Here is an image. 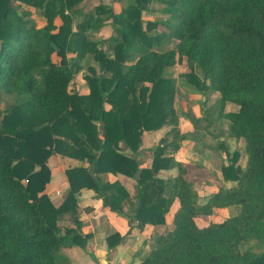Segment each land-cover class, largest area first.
<instances>
[{
    "label": "trees",
    "instance_id": "16d2710c",
    "mask_svg": "<svg viewBox=\"0 0 264 264\" xmlns=\"http://www.w3.org/2000/svg\"><path fill=\"white\" fill-rule=\"evenodd\" d=\"M82 1L0 0V93L17 96L7 113L0 110V264H72L63 249L85 247L88 239L76 193L93 189L108 210L123 213L129 191L99 175L139 171L131 222L165 224L170 206L180 203L173 228L156 237L140 264H264V252L241 248L264 237V0H165L166 17L147 22L150 0H132L120 13L106 4L84 12ZM33 7L43 26L31 16ZM106 24L113 28L108 39L89 38ZM166 43L174 45L166 49ZM88 56L100 63L85 75L90 93L71 92ZM182 58L188 69L181 76L194 89L220 94L218 117L229 121L230 137L245 140L247 154L245 168L236 152L222 167L236 185L202 201L189 166L167 155L186 137L175 108L177 80L167 76ZM230 102L239 109L227 110ZM163 126L171 130L153 149L152 166L141 167L136 153L144 132ZM56 153L89 162L67 169L70 191L59 206L46 192ZM175 167L177 176L159 177ZM227 207L239 211L200 225L201 217ZM66 214L77 228L61 232ZM113 238L121 240L110 236V247Z\"/></svg>",
    "mask_w": 264,
    "mask_h": 264
},
{
    "label": "crops",
    "instance_id": "0c3cea01",
    "mask_svg": "<svg viewBox=\"0 0 264 264\" xmlns=\"http://www.w3.org/2000/svg\"><path fill=\"white\" fill-rule=\"evenodd\" d=\"M86 2L87 0L82 5H85ZM109 4H111L116 13H120L127 3L118 0L117 3L109 2ZM88 11L84 9V12ZM146 15L143 13V18ZM144 19L148 20L150 18L146 17ZM56 24L60 26L62 19L57 18ZM106 31H108V34H102L106 33ZM112 32V26L106 24L99 31H93L91 34L95 35L96 40H106L113 34ZM105 44L104 42V47H106ZM173 45V43H166L165 47L168 49L172 48ZM57 56L54 55V60L59 62V56L58 58ZM68 56L75 57L76 53H71V55L68 53ZM87 62H83L84 65L81 64L83 65L81 70L70 83L69 90L71 92H78L81 95H88L90 93V87L85 78L90 66ZM131 63L127 62V64ZM186 63V58H182L181 62L167 69V76L177 80L175 108L180 114L179 128L182 134L186 136L181 141L179 149L176 151L170 150L167 155L173 156L176 161H182L189 166L188 179L195 182L197 187L199 186L200 189H197L199 199L202 201L221 187L230 188L236 185V182L224 178L222 167L232 163L230 158L232 157V153L235 152L234 147H236L233 143L237 139L229 136V121L219 118L218 111L216 112L214 108L218 103L219 96L212 90L205 94L200 93L185 78L180 76L182 74L181 71L186 72L182 67ZM93 66L99 67L96 64H93ZM235 107L229 103L227 104V110L229 111H237L239 109V106ZM104 108L110 110L112 105L105 102ZM170 130V126H163L157 130L144 132L142 146L138 153H136L137 158L142 163L141 167L152 166L153 151L151 148L157 146ZM209 136L212 139L208 141L206 138ZM240 140L244 139L241 138ZM122 146L125 153L129 155L133 154L123 143ZM243 147L245 150V144ZM227 155H230V158ZM210 160H212V163ZM48 163L51 168L52 184H48L46 192L53 202L59 206L70 191L69 178L66 173L67 169L80 166L88 167L89 162L56 153L50 157ZM245 167L246 165L243 168ZM177 174L178 170L176 167L162 169L159 177L166 180L177 176ZM205 174L207 178H204ZM99 176L103 183L119 180L127 188L130 197L129 200L123 202L124 211L123 213H118L108 210L104 206L103 200L97 196L93 189H81V191L76 193L78 216L81 222L80 231L84 236L88 235V239L85 247L81 245L69 246L65 247L63 252L70 258L72 264H140L146 251L152 247V237L155 235L156 228L153 225L139 228L136 223L130 222V217L134 211L133 204L136 201L135 196L138 188L136 179L138 174H136V177H130L122 173L114 174L108 172L102 173ZM179 206L178 200L172 204L170 210L171 221H173L174 214L177 212ZM229 208L234 207L217 208L215 212ZM58 226L61 232L65 231L66 228H77L71 214H66L59 221ZM116 233L120 234L121 240L118 241V239L113 238L112 243L114 246L110 247L108 238Z\"/></svg>",
    "mask_w": 264,
    "mask_h": 264
},
{
    "label": "rangeland",
    "instance_id": "374dc122",
    "mask_svg": "<svg viewBox=\"0 0 264 264\" xmlns=\"http://www.w3.org/2000/svg\"><path fill=\"white\" fill-rule=\"evenodd\" d=\"M84 1L85 0L82 1L81 5L83 4ZM119 1L124 2V3L126 2L127 4H129L132 0H119ZM164 1L165 0H150V4H149L148 9L144 10V12H143L144 14H147L146 17L150 18L148 20L159 21V20H162V19H164L166 17V15L164 14V11H163L164 7H165ZM104 2L108 3L106 5L111 6V4H109V2L117 3L118 0H87L85 5H82V6L85 7L84 8L85 10L91 11V10H94L97 6H100L101 4H105ZM29 10L31 12V16L35 19V21L37 22V25L39 27L43 26L46 23L45 18L43 16H41L39 11H37L34 7L33 8H29ZM146 17H144V18H146ZM144 18H143V20L145 22H147L148 20H145ZM99 30L100 29L95 30V31H99ZM92 32L93 31H91L89 33V38L92 39V40H94V39L96 40L97 38L95 37L94 34H91ZM107 32L108 31H106V33H102V34H108ZM98 34L100 35V33H98ZM164 48H166L165 45H164ZM68 53H69V55H71V53H73V52H68ZM88 57H87L88 59L83 60L81 62V64L84 65V63H86V61H88L87 62V63H89L88 65L96 64V65L99 66L98 68L100 70V63L94 57H91V56H88ZM57 58H58V56H57ZM58 61L60 62V57L58 58ZM83 65H81V66H83ZM182 67L184 68V70L187 71L188 68H187L186 65H183ZM181 72L185 73L184 71H181ZM213 92L216 93L218 96H220V94L218 92H215V91H213ZM15 103H17V96L16 95L0 93V110L3 111V113H7V111L10 110L12 108V106L15 105ZM229 104H231V106H236L235 108L238 107L237 104H235V103H231L230 102ZM218 107H219V104L217 103L214 106L216 112L218 111ZM2 116H3V114L0 116V118H2ZM222 129L224 130V128H222ZM206 139L209 141L212 138L209 136ZM233 144H234V146H236V147H234L235 148V152L238 153V156H237L238 163H239L238 165L243 168L246 165V161H247V154H246V152L244 150V147H243L245 142H244V140L237 139ZM155 147L156 146L152 147L151 150L153 151V149ZM235 152L232 153V156H234ZM227 156H228V158H230V155H227ZM210 162L212 163V160H210ZM139 172L137 174H139ZM204 178H207L206 174H205ZM48 184L51 185L52 184V180H50V182ZM48 184H47V186H48ZM197 188L200 189L199 186ZM171 207H172V205L170 206V209H169V211L166 214V223L165 224H161V225H153L156 228L155 235L152 237V243L153 244H151L152 247L146 251V254L143 256V258L145 256H147L150 253V251L154 248L156 237L158 235H160L162 233H165L168 230L173 228V221H171L172 216L170 215ZM238 211H239V207L229 208V209H225V210H219V211L214 212L212 215L201 217L203 220H201L199 223H200V225H206V224L212 223V222L213 223H219V222H222V221L226 220L230 216L235 215L236 213H238ZM133 222L137 224L136 220H134ZM133 222H131V223H133ZM147 225H152V224H147ZM241 248H242L243 251L251 250L252 252H254L256 254H260V253L264 252V237L253 238L250 241H246V242H244V244L242 245Z\"/></svg>",
    "mask_w": 264,
    "mask_h": 264
}]
</instances>
